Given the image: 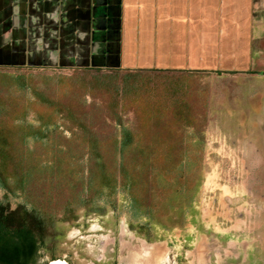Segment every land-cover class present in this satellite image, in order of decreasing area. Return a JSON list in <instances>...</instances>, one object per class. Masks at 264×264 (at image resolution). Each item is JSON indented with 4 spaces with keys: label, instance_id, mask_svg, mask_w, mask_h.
<instances>
[{
    "label": "trees",
    "instance_id": "trees-1",
    "mask_svg": "<svg viewBox=\"0 0 264 264\" xmlns=\"http://www.w3.org/2000/svg\"><path fill=\"white\" fill-rule=\"evenodd\" d=\"M2 69L0 189L34 203L10 210L0 201V264H35L55 227L53 208L112 204L118 192L128 194L130 229L148 242L162 238L153 232L157 225L167 230L163 218L183 225L193 210L205 147L209 93L197 84L200 74L75 69L53 75L45 83L52 86L48 96L32 87L31 70L12 68L14 75ZM86 96L105 101L120 125L119 114L132 111L136 127L107 136L92 132ZM31 114L36 123L27 120ZM176 208L179 222L169 213Z\"/></svg>",
    "mask_w": 264,
    "mask_h": 264
},
{
    "label": "rangeland",
    "instance_id": "rangeland-1",
    "mask_svg": "<svg viewBox=\"0 0 264 264\" xmlns=\"http://www.w3.org/2000/svg\"><path fill=\"white\" fill-rule=\"evenodd\" d=\"M2 70L14 75L17 72L12 68ZM20 70H31L32 87L47 91L48 96L53 93L52 86L45 83L53 75L71 73ZM257 72L223 77L197 75V84L209 93L208 117L200 183L193 210L185 214L182 227L163 218L167 230L157 225L153 235L162 238L148 242L129 227L125 192L110 199L115 208L103 201L88 207L53 208L55 227L47 240V253L42 251L39 263L55 256L67 258L70 264H130L133 256H145L147 249L162 247L167 250L166 259L152 264H264V69L260 70L261 77ZM28 97H32L30 92ZM85 100L91 130L97 135L119 132L121 126L136 127L132 111L119 114L120 125L110 118L105 101L90 96ZM27 120L37 122L33 114ZM65 134L69 135L67 131ZM0 201L10 210L21 205L32 209L34 203L26 194L3 189ZM94 208H103L105 213ZM72 209L76 218L62 220L71 217ZM169 213L173 222L180 221L177 208Z\"/></svg>",
    "mask_w": 264,
    "mask_h": 264
},
{
    "label": "crops",
    "instance_id": "crops-1",
    "mask_svg": "<svg viewBox=\"0 0 264 264\" xmlns=\"http://www.w3.org/2000/svg\"><path fill=\"white\" fill-rule=\"evenodd\" d=\"M0 68L261 77L264 0H0Z\"/></svg>",
    "mask_w": 264,
    "mask_h": 264
},
{
    "label": "bare ground",
    "instance_id": "bare-ground-1",
    "mask_svg": "<svg viewBox=\"0 0 264 264\" xmlns=\"http://www.w3.org/2000/svg\"><path fill=\"white\" fill-rule=\"evenodd\" d=\"M228 193V190H225ZM143 253V252H142ZM167 250L165 248L162 247H158V248H149L146 251V255L143 256H133L131 263L134 264H152V261L154 260H162V259H166L167 257Z\"/></svg>",
    "mask_w": 264,
    "mask_h": 264
},
{
    "label": "flooded vegetation",
    "instance_id": "flooded-vegetation-1",
    "mask_svg": "<svg viewBox=\"0 0 264 264\" xmlns=\"http://www.w3.org/2000/svg\"><path fill=\"white\" fill-rule=\"evenodd\" d=\"M177 226L182 227L183 225H177ZM143 238H144V236H143ZM47 240H48V238H47ZM47 240H46L45 246L43 248H40V250L37 252V257H36L35 264H70V262L68 261L67 258H57L55 256L53 257L52 260H50L48 262L39 263L40 262V258L43 256L42 255V251H44V253H47V250L45 249V247L47 245ZM130 264H132V263L130 262Z\"/></svg>",
    "mask_w": 264,
    "mask_h": 264
}]
</instances>
